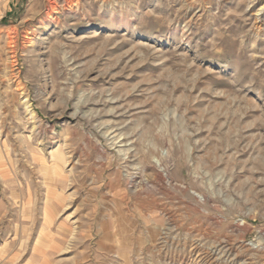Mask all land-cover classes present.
<instances>
[{
    "label": "rangeland",
    "instance_id": "1",
    "mask_svg": "<svg viewBox=\"0 0 264 264\" xmlns=\"http://www.w3.org/2000/svg\"><path fill=\"white\" fill-rule=\"evenodd\" d=\"M44 256L264 264V0H0V264Z\"/></svg>",
    "mask_w": 264,
    "mask_h": 264
},
{
    "label": "bare ground",
    "instance_id": "2",
    "mask_svg": "<svg viewBox=\"0 0 264 264\" xmlns=\"http://www.w3.org/2000/svg\"><path fill=\"white\" fill-rule=\"evenodd\" d=\"M75 3V2H74ZM69 6V5H68ZM69 8H71V6H69ZM48 205V204H47ZM50 214H51V212H50ZM52 215V214H51ZM48 218V217H47ZM48 223V222H47ZM49 224V223H48ZM47 231V230H46ZM46 233V232H45ZM42 235V234H41ZM47 236V235H46ZM57 238H55V237H53L52 235L49 237V239H45V237H43V235H42V237H41V240H42V243L43 242H45V244H44V246H45V248L44 249H46V250H48L49 248H51V249H54V250H60L61 249V244H60V242H59V240H56ZM48 240L50 241V242H48ZM70 241V240H69ZM68 242V241H67ZM43 245V244H42ZM68 248V247H67ZM64 248H62V250H63ZM45 250V251H46ZM61 250V251H62ZM65 250V249H64ZM42 261H41V263L43 264H48L49 263V259L47 258V256L45 257H42Z\"/></svg>",
    "mask_w": 264,
    "mask_h": 264
}]
</instances>
